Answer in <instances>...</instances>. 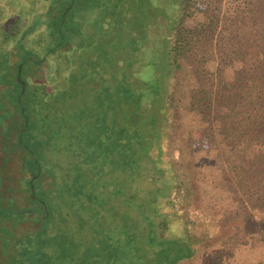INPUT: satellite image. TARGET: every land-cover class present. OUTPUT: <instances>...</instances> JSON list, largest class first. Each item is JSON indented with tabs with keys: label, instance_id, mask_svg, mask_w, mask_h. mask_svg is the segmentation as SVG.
<instances>
[{
	"label": "trees",
	"instance_id": "1",
	"mask_svg": "<svg viewBox=\"0 0 264 264\" xmlns=\"http://www.w3.org/2000/svg\"><path fill=\"white\" fill-rule=\"evenodd\" d=\"M122 1L113 0L115 16L99 33L96 48L105 56L72 70L73 81L80 79L70 84L78 88L72 141L78 159L60 178L73 176L71 187L85 200L110 197L107 239L119 255L99 252L98 264H121L118 257L186 264L203 252L221 263L237 254L244 235L264 241V0ZM21 12L24 20L30 15ZM16 13L0 15V68L19 60L2 52L25 50ZM239 61L247 63L229 77L226 70ZM181 142L192 148L191 165L198 151L213 153L214 185L227 195L222 218L202 208L195 177L179 178L174 146ZM79 212L72 222L77 233L88 227ZM91 221L94 228L105 224ZM60 240L62 249L68 246Z\"/></svg>",
	"mask_w": 264,
	"mask_h": 264
},
{
	"label": "rangeland",
	"instance_id": "2",
	"mask_svg": "<svg viewBox=\"0 0 264 264\" xmlns=\"http://www.w3.org/2000/svg\"><path fill=\"white\" fill-rule=\"evenodd\" d=\"M112 2L0 0V15L7 9L19 10L15 32H19L25 47L24 51L12 54L2 52L19 60H5L0 68V264H98L103 258L99 252L107 259L119 255L111 251L107 239L109 195L94 200L85 194L89 198L85 200L71 187L76 182L73 176L63 175V181L60 178L61 173L70 174L69 165L78 159L72 150V141L79 130L73 116L78 88L70 84L80 79L73 81L72 70L105 56V51L96 45L101 42L99 33H103V25L115 16L111 13ZM133 7L134 3L130 5ZM23 8L30 12L25 20ZM30 44L32 49H27ZM244 63L247 62L239 61L235 68L226 70L228 76ZM196 146L193 144V150L199 149ZM174 148L180 151L176 159L179 178L195 177L199 182L197 186L194 184L197 187L194 189L198 199H202V208L222 218L225 207L222 198L227 195L221 186L214 185L219 171L212 164L213 153L198 151L191 165L186 155L192 148L183 142L176 143ZM64 189L68 191L62 193ZM243 198L242 194L238 197ZM79 208L88 216L85 221L88 227L77 233L78 228L72 222L78 218ZM126 210L131 212L129 208ZM92 217L100 218L105 224L97 228L90 226ZM63 218L68 222L59 227ZM102 229L106 231L102 233ZM95 237L97 245L93 242ZM60 239L68 245L64 249L60 247ZM239 243L232 245L237 254L223 257L221 263L217 259L207 260V253L203 252L186 264H264V241L258 234L244 235ZM121 245L119 248L123 249L125 244ZM210 250L205 252H212L213 248ZM116 260L134 264L127 262L126 257Z\"/></svg>",
	"mask_w": 264,
	"mask_h": 264
}]
</instances>
